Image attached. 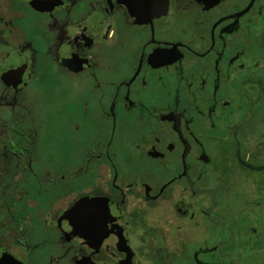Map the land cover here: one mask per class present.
Wrapping results in <instances>:
<instances>
[{"label":"flooded vegetation","instance_id":"af4514ba","mask_svg":"<svg viewBox=\"0 0 264 264\" xmlns=\"http://www.w3.org/2000/svg\"><path fill=\"white\" fill-rule=\"evenodd\" d=\"M0 264H264V0H0Z\"/></svg>","mask_w":264,"mask_h":264},{"label":"rangeland","instance_id":"374dc122","mask_svg":"<svg viewBox=\"0 0 264 264\" xmlns=\"http://www.w3.org/2000/svg\"><path fill=\"white\" fill-rule=\"evenodd\" d=\"M49 148H51V144H48ZM52 149V148H51Z\"/></svg>","mask_w":264,"mask_h":264}]
</instances>
